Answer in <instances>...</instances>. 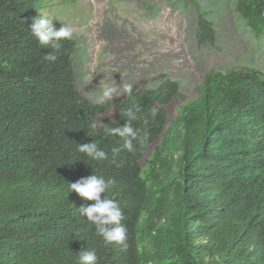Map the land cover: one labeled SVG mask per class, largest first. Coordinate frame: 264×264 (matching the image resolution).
<instances>
[{
    "label": "trees",
    "instance_id": "trees-1",
    "mask_svg": "<svg viewBox=\"0 0 264 264\" xmlns=\"http://www.w3.org/2000/svg\"><path fill=\"white\" fill-rule=\"evenodd\" d=\"M190 2L197 43L215 44L212 23ZM44 4L0 0V264H78L84 249L97 264H264V73L212 69L170 119L180 87L166 74L100 105L75 85V40L55 51L32 36ZM234 9L264 33V0H235ZM133 105V151L92 134L96 115L112 107L101 130L122 127ZM93 140L105 159L79 152ZM93 174L115 181L101 199L120 204L127 248L106 244L77 209L94 202L69 183Z\"/></svg>",
    "mask_w": 264,
    "mask_h": 264
},
{
    "label": "rangeland",
    "instance_id": "rangeland-1",
    "mask_svg": "<svg viewBox=\"0 0 264 264\" xmlns=\"http://www.w3.org/2000/svg\"><path fill=\"white\" fill-rule=\"evenodd\" d=\"M44 1L41 14L54 18V28L64 24L73 32L75 85L93 102L105 84L120 85L122 94L126 84L156 87L161 81L154 79L166 74L180 87L179 97L166 107L170 119L182 99L195 97L196 86L212 69L264 73V33L256 37L248 29L235 0H196L215 30L213 45L197 43L198 17L190 0ZM113 113L109 107L94 119Z\"/></svg>",
    "mask_w": 264,
    "mask_h": 264
},
{
    "label": "clouds",
    "instance_id": "clouds-1",
    "mask_svg": "<svg viewBox=\"0 0 264 264\" xmlns=\"http://www.w3.org/2000/svg\"><path fill=\"white\" fill-rule=\"evenodd\" d=\"M53 20V17L39 13L38 16L32 18L29 30L39 45L58 51L61 48V42L70 40L73 32L69 26L64 24L58 30L55 29ZM44 58L52 62L57 59L53 53H47ZM123 93L131 97L132 86L130 84L124 85ZM120 94V85L118 86L116 83L112 85L105 84L96 101L98 104L103 105ZM134 109L135 105L125 109L123 116L128 118V122L122 127L105 124L101 130V123L93 120L89 125L92 134L99 135L102 131L104 136H118L123 140V149L129 152L133 151V141L138 137L137 130L132 126V121L136 119ZM150 112L155 117L158 109L153 107ZM78 150L92 161L106 158L105 152L100 148L99 143L94 140L92 143L78 145ZM119 151V148L113 149V154L115 155ZM114 183V180H106L102 176L93 174L69 184L70 192H75L79 197L94 202L90 206H81L77 209L80 215L95 227L96 234L102 237L106 244L127 248V229L123 223L125 216L120 204L113 199L106 198L105 195L104 199H101V194H105ZM78 264H97L96 251L94 249L80 251Z\"/></svg>",
    "mask_w": 264,
    "mask_h": 264
},
{
    "label": "bare ground",
    "instance_id": "bare-ground-1",
    "mask_svg": "<svg viewBox=\"0 0 264 264\" xmlns=\"http://www.w3.org/2000/svg\"><path fill=\"white\" fill-rule=\"evenodd\" d=\"M155 216V215H154ZM20 239V238H19Z\"/></svg>",
    "mask_w": 264,
    "mask_h": 264
}]
</instances>
